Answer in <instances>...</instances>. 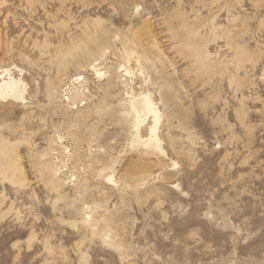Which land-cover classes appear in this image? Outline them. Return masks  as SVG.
<instances>
[{"label":"rangeland","instance_id":"374dc122","mask_svg":"<svg viewBox=\"0 0 264 264\" xmlns=\"http://www.w3.org/2000/svg\"><path fill=\"white\" fill-rule=\"evenodd\" d=\"M0 68L27 84L0 102V264H264V0H0ZM130 90L164 154L132 148ZM132 158L156 166L130 188Z\"/></svg>","mask_w":264,"mask_h":264},{"label":"bare ground","instance_id":"6f19581e","mask_svg":"<svg viewBox=\"0 0 264 264\" xmlns=\"http://www.w3.org/2000/svg\"><path fill=\"white\" fill-rule=\"evenodd\" d=\"M81 47H78L76 49L81 51ZM86 47L87 46H85L82 50L86 51ZM67 55L69 54L67 53ZM128 57L131 58L132 55L128 54ZM91 69L95 71L98 77L102 76L98 64H91ZM126 73L128 75H131V70L127 69ZM20 75H22V73ZM73 84L74 88L70 90L68 97V100L71 102H75L78 98H81L83 96V92L80 91V86H82V78H76L73 81ZM130 89L132 88L130 87ZM131 91L132 90H130V92H127L130 97L125 101V104L123 103V107L125 116L128 119L131 129L134 132L132 148L135 149L136 147L141 146L145 148L144 154H164L165 152L162 147V140L158 134L161 116L157 105L154 103L150 95L140 94V96H136V94ZM26 99L27 84L23 77H15L13 76L11 70L0 68V102L9 101L11 103H21L26 101ZM145 124L146 129L144 133L146 134L149 131V135L147 137L144 136L142 130ZM12 152V147H10L7 142L1 141L0 163L9 158L7 160H10L9 163H12L10 165V168H12V166H14L13 162L11 161V156L14 154L13 153L11 155L10 153ZM7 164L5 165L8 166ZM155 166L156 164L152 161H149V159L144 160L142 158H132L129 161V164L125 171L120 175V181H123L124 184L130 188L137 185H144L145 183H147V181H149L150 178L153 177V170ZM13 169H15V167H13ZM114 174V172L108 174L109 181H115Z\"/></svg>","mask_w":264,"mask_h":264}]
</instances>
